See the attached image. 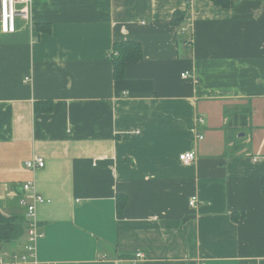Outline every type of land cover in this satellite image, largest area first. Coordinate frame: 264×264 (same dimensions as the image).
Wrapping results in <instances>:
<instances>
[{
	"label": "crops",
	"instance_id": "1",
	"mask_svg": "<svg viewBox=\"0 0 264 264\" xmlns=\"http://www.w3.org/2000/svg\"><path fill=\"white\" fill-rule=\"evenodd\" d=\"M263 178L264 0H32L0 33V213L34 182L38 264H264Z\"/></svg>",
	"mask_w": 264,
	"mask_h": 264
},
{
	"label": "built area",
	"instance_id": "2",
	"mask_svg": "<svg viewBox=\"0 0 264 264\" xmlns=\"http://www.w3.org/2000/svg\"><path fill=\"white\" fill-rule=\"evenodd\" d=\"M32 0H0V33L2 35H10L16 32V20H26L29 17V8ZM20 7V8H19ZM114 54L113 52L111 53ZM182 78H188L185 72L181 74ZM201 138V137H199ZM195 152H184L180 154L178 159L184 165H189L195 160ZM25 168L34 171L44 167L42 158H33L25 162ZM22 196L18 200L20 208L24 209L26 218V242L24 245V254H11L9 257H0V264H20L30 263L38 264L36 258L37 243L43 238V233L38 230V222L36 218V207L45 203V200L37 194L35 184L32 180L27 181L21 186ZM197 197L192 196L188 205L194 208L197 203ZM136 259L143 258L142 254H136Z\"/></svg>",
	"mask_w": 264,
	"mask_h": 264
},
{
	"label": "trees",
	"instance_id": "3",
	"mask_svg": "<svg viewBox=\"0 0 264 264\" xmlns=\"http://www.w3.org/2000/svg\"><path fill=\"white\" fill-rule=\"evenodd\" d=\"M214 5L222 8H229L233 0H209ZM184 18L183 12H176L172 23L179 26ZM114 53L113 55L111 53ZM143 58L142 46L134 41H122L113 44L111 52L108 53V59L112 63V75L114 81H121L125 78L126 64L129 62H139ZM41 105H45L44 109H40ZM52 110L51 103H38L34 105V111ZM262 191L264 194V178L262 179ZM22 196V195H21ZM118 207L120 211L124 208L126 198L119 196ZM26 233V219L24 213L5 215L0 213V248L4 243H11L20 240Z\"/></svg>",
	"mask_w": 264,
	"mask_h": 264
}]
</instances>
